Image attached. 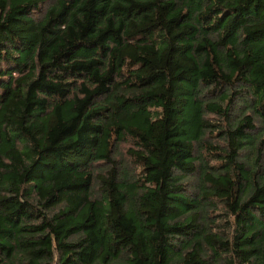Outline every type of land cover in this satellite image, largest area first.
<instances>
[{"label": "trees", "instance_id": "1", "mask_svg": "<svg viewBox=\"0 0 264 264\" xmlns=\"http://www.w3.org/2000/svg\"><path fill=\"white\" fill-rule=\"evenodd\" d=\"M0 264H264V0H0Z\"/></svg>", "mask_w": 264, "mask_h": 264}, {"label": "rangeland", "instance_id": "2", "mask_svg": "<svg viewBox=\"0 0 264 264\" xmlns=\"http://www.w3.org/2000/svg\"><path fill=\"white\" fill-rule=\"evenodd\" d=\"M209 120H215L216 117L213 115L208 116ZM215 127L209 128V131L206 132L204 139L201 143H198L196 146V154H198L201 157H205L208 159H212V154L210 153L214 148L209 147V145H213L214 147L218 148L220 145L219 143V134L215 130ZM131 143L127 141L119 142L115 144L114 149V157L115 159L119 160L121 164L128 165L129 164V155H128V149L131 147ZM104 164L98 163L95 164L93 170L94 174H97L101 172V170L104 168ZM199 179L195 178L191 181L193 185H197L199 183ZM97 185V183L95 184ZM212 217L221 218V224L220 226L216 227L214 226V230L221 231L225 233L226 235H229L231 233L232 228L234 227V217L230 213V211L227 209V207L223 204H220L218 208H216V211H212Z\"/></svg>", "mask_w": 264, "mask_h": 264}]
</instances>
